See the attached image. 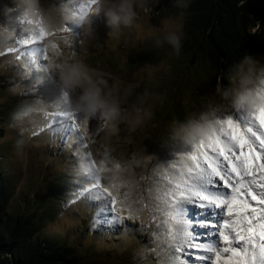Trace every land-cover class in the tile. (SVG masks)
<instances>
[{
    "label": "rangeland",
    "instance_id": "1",
    "mask_svg": "<svg viewBox=\"0 0 264 264\" xmlns=\"http://www.w3.org/2000/svg\"><path fill=\"white\" fill-rule=\"evenodd\" d=\"M81 4L86 0H0V55L27 51L0 56V168L10 178L6 212L33 216L35 236L73 246L82 264H161L163 249L156 250L149 213L136 197L193 144L175 134L180 124L202 115L208 122L236 109L214 106L215 73L207 62L176 55L167 43L155 46L158 37L182 33L184 9L151 0L152 11L142 12L134 26L110 32L100 17L88 36L75 32ZM41 27L47 35L31 49L42 48L43 56L24 47L38 42ZM250 56L258 69L264 66V55ZM68 59L84 60L94 76L110 83L133 86L116 120L87 117L64 104L59 77L48 65ZM148 66L154 71H145ZM262 88L264 73L256 82V91ZM145 90L159 98L144 97ZM56 116L71 120L62 141L59 130H49ZM77 183L82 193L99 192L104 200L73 201ZM107 200L115 201V214L130 212L137 224L94 230L91 211Z\"/></svg>",
    "mask_w": 264,
    "mask_h": 264
},
{
    "label": "snow or ice",
    "instance_id": "2",
    "mask_svg": "<svg viewBox=\"0 0 264 264\" xmlns=\"http://www.w3.org/2000/svg\"><path fill=\"white\" fill-rule=\"evenodd\" d=\"M92 4H81L78 16ZM36 35L39 43L47 33L41 27ZM30 50L44 55L42 48ZM256 93L260 102L250 111L213 114L208 134L195 138L136 197L149 213L156 250L163 249L161 264H264V88ZM81 187L76 184L73 201L104 200ZM114 206L112 200L101 204L103 223L137 224L130 212L115 214ZM189 206L200 211L193 215Z\"/></svg>",
    "mask_w": 264,
    "mask_h": 264
},
{
    "label": "trees",
    "instance_id": "3",
    "mask_svg": "<svg viewBox=\"0 0 264 264\" xmlns=\"http://www.w3.org/2000/svg\"><path fill=\"white\" fill-rule=\"evenodd\" d=\"M159 2L169 5L174 0ZM188 2L180 53L207 62L216 83L223 79L227 84V69L245 55H264V0ZM9 180L0 168V264H82L73 246L35 236L33 216L6 212Z\"/></svg>",
    "mask_w": 264,
    "mask_h": 264
},
{
    "label": "clouds",
    "instance_id": "4",
    "mask_svg": "<svg viewBox=\"0 0 264 264\" xmlns=\"http://www.w3.org/2000/svg\"><path fill=\"white\" fill-rule=\"evenodd\" d=\"M173 7L186 9L188 0H174ZM152 11L151 0H93L91 7L76 18V25L83 32L91 36L93 25L97 18L102 17L110 32L118 31L121 26L132 27L140 19L141 13ZM182 33L169 32L162 39L157 38L156 47H163L165 43L171 46L179 55L182 44ZM51 49L58 45L49 41ZM48 70L55 72L62 85V99L64 104L73 111L82 112L87 117H94L97 113L106 121L116 120L121 113V106L132 95L133 86L125 82L113 80L111 83L102 76H94L92 70L82 59H68L62 63H50ZM149 73L154 70L146 67ZM264 73V66L257 68V62L250 55H245L226 71L228 83L218 79L215 85V107L251 110L260 102L256 93L258 74ZM123 92V95H122ZM158 93L145 90L144 97ZM143 103V99L140 101ZM150 115V113H148ZM209 125L205 115L199 120H190L180 124L175 134L182 135L189 143L195 138L206 136Z\"/></svg>",
    "mask_w": 264,
    "mask_h": 264
},
{
    "label": "bare ground",
    "instance_id": "5",
    "mask_svg": "<svg viewBox=\"0 0 264 264\" xmlns=\"http://www.w3.org/2000/svg\"><path fill=\"white\" fill-rule=\"evenodd\" d=\"M37 45H39V43L37 42V41H32L31 43H30V45H27L26 47L28 48H34V47H36ZM24 52H25V50H23ZM27 52V51H26ZM11 52H8V53H6V54H2V55H0L1 57L3 56V55H14L13 53L12 54H10ZM57 119H59L60 121H61V127H62V130L63 131H66V129H68L69 128V124L68 123H66V122H63V121H65L63 118H62V116H56L53 120H52V124H50V129H53V128H58L59 126H58V124H54V121L55 120H57ZM108 201V200H107ZM193 214H194V212H193ZM98 223V220L97 219H95V224H97Z\"/></svg>",
    "mask_w": 264,
    "mask_h": 264
}]
</instances>
